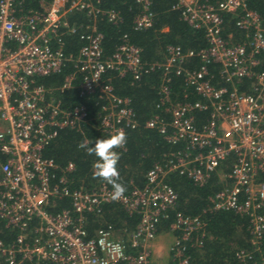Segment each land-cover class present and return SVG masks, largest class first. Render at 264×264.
Masks as SVG:
<instances>
[{
	"label": "built area",
	"instance_id": "obj_1",
	"mask_svg": "<svg viewBox=\"0 0 264 264\" xmlns=\"http://www.w3.org/2000/svg\"><path fill=\"white\" fill-rule=\"evenodd\" d=\"M103 0L40 1L25 8L23 0H0V221L17 231L5 244L0 239V258L5 264H160L153 259L154 242L161 219L173 209L177 194L166 182L172 172L185 175L197 184L217 174L224 187L210 202L213 211H233L249 217L250 251L237 253L241 264H264L260 242L264 233V25L261 17L247 9L248 0H177L175 9L194 29H203L208 48L198 53L202 65L190 70L186 60L195 56L179 46H167L165 59L146 71L139 49L123 36L110 56L102 48L103 34L97 30V17L118 25L121 17L102 7ZM138 13L135 30L153 24L151 0H135ZM233 14L236 26L245 32L243 44L232 43V35H222L221 13ZM73 13L86 14L91 25L68 21ZM78 34L82 41L74 57L64 53L65 38ZM208 63L220 67L222 78L232 88L215 87L207 71ZM74 71L64 77L57 89L74 88L80 97L96 96L99 106L97 129L109 138L118 130L137 128L128 98L114 93L103 79L107 70L126 72L135 80L142 72L160 69L155 88L156 108L162 112L146 120L144 127L156 131L171 145L184 144L176 153L155 163L145 175L143 187H133L118 201L113 189L103 181L92 189H71L65 174L43 156L59 130H79L90 121L85 105L64 107L59 95L37 83V78L61 73L68 65ZM172 77L180 78L185 89L182 99L172 100ZM253 79L250 93H239L236 83ZM192 90L200 99L190 101ZM208 112L199 126L195 114ZM122 154L125 147L117 149ZM230 156L234 165L228 174L218 171ZM94 165V164H93ZM118 168V167H117ZM93 169V168H92ZM69 163L63 172H71ZM61 172V173H63ZM230 183V184H229ZM68 198L71 209L51 211L53 202ZM116 203L138 221L126 238H119L113 225L106 224L89 236L85 214H101L106 204ZM205 223L199 216L175 213L169 233L168 264H189L190 245L204 237ZM194 243V244H193Z\"/></svg>",
	"mask_w": 264,
	"mask_h": 264
},
{
	"label": "trees",
	"instance_id": "obj_2",
	"mask_svg": "<svg viewBox=\"0 0 264 264\" xmlns=\"http://www.w3.org/2000/svg\"><path fill=\"white\" fill-rule=\"evenodd\" d=\"M40 1L49 2L51 0H23V3L28 9L38 7ZM176 5L177 0H151L150 11L153 14V24L150 28L139 31L133 27V18L139 10L135 0H103V8L113 9L121 17L118 25H112L106 19L97 17V30L103 34L104 55L110 56L115 47L121 44L123 36H126L127 42L139 49L143 67L140 71H146L155 62L164 61L167 46H179L184 53L192 51L195 56L188 58L185 65L190 70L198 69L203 63L197 55L208 48L207 35L203 29L192 28L183 19L182 10L175 9ZM247 9L256 12L264 25V0H248ZM221 16L222 35L226 38L228 34H231L232 43L243 44L246 41L245 32L237 28L235 15L222 12ZM87 20L89 19L84 13H73L68 16L70 23L80 26L79 30L90 27L91 24ZM81 45L82 41L78 34L66 37L65 55L76 56ZM206 68L211 77V83L215 87H226L229 90L232 88L222 78L218 64L208 63ZM72 71H74L72 65L68 64L61 73L37 78V83L53 89L54 94L59 95L67 109L85 105L90 121L82 124L79 130H59L57 137L45 148L43 156L46 159H52L57 164L58 174H65L71 189L89 190L103 181L93 178L92 168L97 158L94 155H88L86 149H81L78 145L87 141L90 142L91 147L97 139L106 138L97 129L99 121L97 97H80L74 88L64 92L57 89L62 85L64 77ZM160 71L155 68L146 73L142 72L137 80L129 72L121 76L112 70H107L103 77L105 82L112 86L116 95L130 100L138 124L137 128L125 131L127 144L117 165L120 182L127 189L125 194L133 187H143L145 175L155 163L162 164L165 156L185 147L182 143L171 145L164 141L156 131L144 127L147 119L162 112L156 108L158 98L155 91L160 82ZM253 82V79L244 78L235 85L239 93H250ZM184 89L182 80L172 77L171 91L174 102L185 101L182 99ZM187 91L190 93V101L200 99L194 91ZM195 117L198 125L202 126L208 119V112H197ZM4 161L5 155L0 152V164ZM69 163L74 165V170L63 172ZM233 165L234 157L230 156L217 169L223 174H228ZM258 181H264V174L259 175ZM166 182L177 194V202L173 209L167 210V217L161 219L158 233L169 232L170 224L174 221L177 212L188 217L199 216L205 223L204 237L198 244L188 247L189 264H241L237 259V253L241 250L250 251L252 248L249 242V217L233 211L212 210L210 198L225 184L220 181L218 175L216 173L211 175L204 184L200 185L185 175L172 172L166 177ZM107 186L112 188L109 184ZM53 204L50 209L53 212L71 209V201L68 198L57 199ZM85 221L89 236H92L98 228L111 224L116 230V235L125 239L127 233L135 228L138 216H131L121 205L111 203L104 205L98 216L94 213L85 214ZM16 235V230L5 228L0 221V239L5 244H10ZM262 236L260 251L255 254L256 259L261 256L264 258V233ZM0 264H5L1 258ZM23 264L30 263L24 262Z\"/></svg>",
	"mask_w": 264,
	"mask_h": 264
},
{
	"label": "clouds",
	"instance_id": "obj_3",
	"mask_svg": "<svg viewBox=\"0 0 264 264\" xmlns=\"http://www.w3.org/2000/svg\"><path fill=\"white\" fill-rule=\"evenodd\" d=\"M90 142H83L78 145L81 149H86L88 155H94L97 159L93 165V178L99 179L112 186L111 199L118 201L124 197L126 187L120 182V172L117 168L121 159L117 149H122L127 144V134L118 130L107 139H97L94 146H89Z\"/></svg>",
	"mask_w": 264,
	"mask_h": 264
},
{
	"label": "crops",
	"instance_id": "obj_4",
	"mask_svg": "<svg viewBox=\"0 0 264 264\" xmlns=\"http://www.w3.org/2000/svg\"><path fill=\"white\" fill-rule=\"evenodd\" d=\"M163 240H161V237L157 239V242L154 244L155 250H156V257L154 255V261H160L163 263H169L170 259L168 257V248L169 246L166 245V243L170 242L171 238L169 236H165ZM168 246V247H167ZM160 253L161 255L159 256Z\"/></svg>",
	"mask_w": 264,
	"mask_h": 264
},
{
	"label": "rangeland",
	"instance_id": "obj_5",
	"mask_svg": "<svg viewBox=\"0 0 264 264\" xmlns=\"http://www.w3.org/2000/svg\"><path fill=\"white\" fill-rule=\"evenodd\" d=\"M165 236H169V238H171V240H170V242L168 243H166V245H170L171 244V242H172V240H173V236H172V234L171 233H169V232H163V233H160L158 236H157V238H156V240H155V242H154V244L157 242V239L158 238H160L161 237V240H163L164 238H166ZM167 246V247H168ZM156 254V250H155V247L153 248V259H154V255ZM159 254V256L161 255L160 253H158ZM155 257H156V255H155ZM168 257H169V255H168ZM158 262V261H157ZM158 263H160V264H168V263H163V262H158Z\"/></svg>",
	"mask_w": 264,
	"mask_h": 264
}]
</instances>
